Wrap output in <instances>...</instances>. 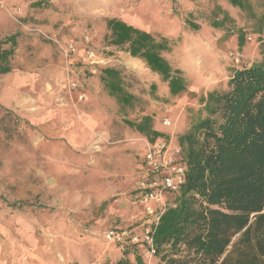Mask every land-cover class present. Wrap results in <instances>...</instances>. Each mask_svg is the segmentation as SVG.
<instances>
[{
  "label": "rangeland",
  "instance_id": "rangeland-1",
  "mask_svg": "<svg viewBox=\"0 0 264 264\" xmlns=\"http://www.w3.org/2000/svg\"><path fill=\"white\" fill-rule=\"evenodd\" d=\"M242 2L7 0L0 5V41L15 40L11 71L0 74V116L6 110L18 119L13 131L0 129V249L6 245L10 262L17 264L20 256L25 264H51L50 243L54 264L119 259L136 264V256L143 264H159L128 240L104 238L109 229L139 233L145 220L135 187L148 142L124 121L152 114L155 128L174 145L189 127L199 96L264 55V0ZM103 17L167 38L170 49L162 56L182 71L186 90L170 96L140 59L107 45ZM68 43L74 51L67 50ZM104 67L121 73L135 95L131 104L107 93L100 78ZM14 202L21 206L13 208ZM25 222L30 225L23 227Z\"/></svg>",
  "mask_w": 264,
  "mask_h": 264
},
{
  "label": "trees",
  "instance_id": "trees-1",
  "mask_svg": "<svg viewBox=\"0 0 264 264\" xmlns=\"http://www.w3.org/2000/svg\"><path fill=\"white\" fill-rule=\"evenodd\" d=\"M227 1L233 6L244 4ZM102 20L107 45L123 47L129 56L140 59L170 96L186 90L182 71L162 56L170 49L167 38H157L116 17ZM14 46L13 37L0 41V74L11 71ZM101 73L107 93L131 104L135 95L121 73L111 67ZM14 120L18 122L5 110L0 129L13 131ZM124 123L150 145L169 142L168 135L155 128L152 114L142 113ZM174 145L185 166L184 181L177 191L166 193L165 209L151 224L155 260L159 264H264V55L233 69L219 88L201 94L189 127ZM142 164L144 171V156ZM139 192L137 187L135 193ZM132 248L141 254L144 246L134 243ZM136 259V264H143L141 256Z\"/></svg>",
  "mask_w": 264,
  "mask_h": 264
},
{
  "label": "built area",
  "instance_id": "built-area-1",
  "mask_svg": "<svg viewBox=\"0 0 264 264\" xmlns=\"http://www.w3.org/2000/svg\"><path fill=\"white\" fill-rule=\"evenodd\" d=\"M7 0H0L3 5ZM68 51H74L72 43L67 44ZM89 58H93V52L88 51ZM234 63H239V55L233 56ZM167 120L163 124L169 125ZM180 150L170 142L156 141L148 143L144 153L143 178H141L137 193L139 205L143 208L145 220L138 232L132 230L109 229L105 232L104 238L113 243H123L128 240L130 243H142L144 255H154L152 241V223H157L159 216L166 206V193L177 191L183 183L185 166L179 162ZM145 176V177H144Z\"/></svg>",
  "mask_w": 264,
  "mask_h": 264
},
{
  "label": "crops",
  "instance_id": "crops-1",
  "mask_svg": "<svg viewBox=\"0 0 264 264\" xmlns=\"http://www.w3.org/2000/svg\"><path fill=\"white\" fill-rule=\"evenodd\" d=\"M142 172H143V170H142ZM142 176L143 175H141L140 176V178H139V180L142 178ZM137 188V186L135 187V189ZM136 197H137V194H136ZM15 210V209H14ZM16 212V211H15ZM16 227H17V224H14ZM30 225V223L29 222H25V225H23V227H27V226H29ZM117 230H127L126 228H120V229H117ZM107 231V230H106ZM48 253H46V254H48L49 255V257H51L52 259H51V264H54L55 263V254H54V249H53V246H52V244H48ZM49 252H51V253H49ZM10 255H11V252L9 253L8 252V249H7V247H6V245H4L3 246V248L2 249H0V264H13L12 262H10ZM24 257H26V256H24ZM21 257L19 256L18 258H17V260H16V263L17 264H25V263H23L21 260ZM59 263V262H58ZM58 263H56V264H58ZM28 264V263H27ZM33 264V263H32ZM47 264H49V263H47ZM83 264H85V263H83Z\"/></svg>",
  "mask_w": 264,
  "mask_h": 264
}]
</instances>
